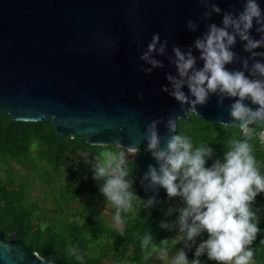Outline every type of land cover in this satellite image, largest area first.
<instances>
[{
    "label": "water",
    "instance_id": "1",
    "mask_svg": "<svg viewBox=\"0 0 264 264\" xmlns=\"http://www.w3.org/2000/svg\"><path fill=\"white\" fill-rule=\"evenodd\" d=\"M217 4L220 13L212 12ZM244 0H0V111L14 120L50 121L61 135H85L93 145L138 149L136 176L145 200L157 204L162 186H150L144 174L160 161L147 148L148 125L158 121L159 147L178 133L180 119L190 112L211 124H238L229 115L236 97L211 93L194 107L171 96L167 74L177 75L172 51H187L209 23H221L225 11L237 14ZM264 7V0H261ZM205 11L211 15L204 17ZM197 23L193 31L187 20ZM253 25L251 34L259 38ZM167 40L163 54L154 52L163 67L151 72L140 60L153 33ZM237 38V58L226 67L241 69L249 56ZM159 47V45H157ZM197 67L199 51L192 47ZM264 51V49H256ZM255 59H264L256 57ZM252 61H249L251 65ZM247 74V72H246ZM189 94L187 86H184ZM245 103L251 104L250 101ZM255 107V105H252ZM169 116L176 129L167 127ZM264 127V124L260 125ZM118 138L119 143H116ZM142 146V148L140 147ZM0 264H45L43 256L23 242L17 232L0 231Z\"/></svg>",
    "mask_w": 264,
    "mask_h": 264
},
{
    "label": "clouds",
    "instance_id": "2",
    "mask_svg": "<svg viewBox=\"0 0 264 264\" xmlns=\"http://www.w3.org/2000/svg\"><path fill=\"white\" fill-rule=\"evenodd\" d=\"M207 6L208 0H200ZM211 11L220 13L221 8L212 3ZM211 15L205 11L204 17ZM190 30L197 28L192 19L187 20ZM259 38L251 34L253 25ZM237 38L243 41V48L249 53L243 58L241 69H229L226 65L237 58L233 45ZM159 45V47H157ZM167 40L161 41L160 34L153 33L146 50L139 59L151 67L143 68L151 72L153 68L163 67L162 61L156 59L154 52L163 54ZM192 47L199 51L202 67H197V57ZM264 7L261 0H244L243 8L237 14L225 11L220 24L209 23L206 30L198 36L187 51L174 46L172 59L177 75L167 74L171 90L166 85L164 90L181 103L191 106L203 105L211 93L218 92L228 97H236L229 108V115L239 128L243 139L233 137L223 154V160L217 159L211 166H206V158L212 148L204 145L193 147L188 135L173 134L161 148L160 136L156 131L158 121L148 125L147 148L160 161L159 169L149 165L144 174L150 186L159 184L169 197L180 195L186 204L179 209L177 223L183 233L185 247L191 248L195 238L202 232L208 236L195 248L194 259L188 260L183 249L168 257V249L161 247L167 243L161 240L159 245L153 242L150 232L145 231L140 238V248L149 249V255L157 253L161 259H168V264H200L201 254L222 264H253L254 249L250 246L260 231L259 217L252 210L251 202L257 194L264 192V173H261L251 138L257 125L264 124ZM252 61L249 65V61ZM247 72V74H246ZM189 94H186L184 86ZM250 101L251 104L245 103ZM252 105H255L253 107ZM167 127L173 131L177 127L175 119L169 116ZM264 141V131L259 133ZM116 143H119L118 138ZM126 151L132 153L129 146ZM125 150L101 152L97 163L93 165V176L103 180L99 191L114 206L112 219L120 235H123L125 217L122 213L133 208L136 194L131 190L128 169L125 166ZM154 197H149L145 207L153 206ZM161 227H167L161 222ZM67 254L83 264L84 256L78 246L67 249ZM49 264L51 262L49 261Z\"/></svg>",
    "mask_w": 264,
    "mask_h": 264
},
{
    "label": "trees",
    "instance_id": "3",
    "mask_svg": "<svg viewBox=\"0 0 264 264\" xmlns=\"http://www.w3.org/2000/svg\"><path fill=\"white\" fill-rule=\"evenodd\" d=\"M189 120L180 119L178 123L179 135H188L192 138L193 147L204 145L212 148V153L206 158V166H211L217 159L223 160V154L229 147L233 138L243 139L238 126L224 124H211L194 112L189 113ZM255 132L251 138L254 154L257 158L261 173H264V148L259 142L260 125L254 126ZM116 147V146H115ZM142 148V146H140ZM112 145H93L86 142L85 135L72 138L70 135L59 134L55 126L48 120L25 121L14 120L11 115L0 111V160L26 161L27 163H47L67 174L66 182L60 189V196L64 202L76 198L86 191L94 195L104 196L99 187L103 180L93 176V162L103 150L112 149ZM118 150L122 148L118 147ZM128 176L131 181V190L140 198L137 213L125 217L124 233L110 231L109 235L122 250L129 248L135 253L149 255V249L140 248V238L145 231L150 232L153 242L159 245L161 240L167 243L161 247L169 249L171 243L177 238V217L179 209L186 206L180 195L169 197L162 188V195L157 204L145 207L146 201L142 195L140 183L136 176V165L128 163ZM43 181L45 174L38 173ZM63 188V189H62ZM27 181L16 183V172L9 165L5 170V177L0 178V231L5 238L12 232H17L20 239L33 250L39 252L45 259V264H81L67 249L78 246L84 256L83 264H101L95 257L89 255L90 240H84L83 232L89 230L92 223L89 215L84 213L73 214V220L61 222V228L54 227L53 221L41 216L42 207L37 201H27ZM252 210L259 217L256 239L250 245L254 249V258L257 264H264V192L257 194L251 202ZM165 222L167 227H161ZM96 240V239H95ZM208 264H222L209 259L206 252L201 254Z\"/></svg>",
    "mask_w": 264,
    "mask_h": 264
},
{
    "label": "rangeland",
    "instance_id": "4",
    "mask_svg": "<svg viewBox=\"0 0 264 264\" xmlns=\"http://www.w3.org/2000/svg\"><path fill=\"white\" fill-rule=\"evenodd\" d=\"M118 147L113 146L111 151H116ZM110 150V149H107ZM105 151V150H103ZM100 154L97 158H92L93 162L97 163ZM11 165L16 172V183L27 181L29 189L27 193V201H37L42 207L39 210L41 216H46V219L53 221L54 227L61 228L63 220L70 222L73 220V214L84 213L89 215L92 223L89 230L83 232L84 240L90 241L94 237V241H90L89 255L95 257L101 264H168V259H161L159 255L153 252L151 255H144L142 253H135L133 249H120V246L107 235L110 231H117L112 219L114 213V206L107 201L105 196L94 195L83 191L76 198L64 202L59 192L61 187L65 184L67 174L65 169L58 172L57 169L45 163H27L26 161H3L0 160V178L5 177V170ZM38 173L45 174V179L41 181ZM63 189V188H62ZM140 198L136 196L133 201V208L126 214L128 216L137 213V205ZM125 222L123 224L124 228ZM177 238L171 243L168 249V257L173 256L177 250L183 249L189 261L194 259V252L196 246L207 238V232H202L195 238V243L191 248L185 247L183 233L179 230L177 225ZM200 264H208L206 260L198 258ZM253 264H257V260L253 259Z\"/></svg>",
    "mask_w": 264,
    "mask_h": 264
},
{
    "label": "built area",
    "instance_id": "5",
    "mask_svg": "<svg viewBox=\"0 0 264 264\" xmlns=\"http://www.w3.org/2000/svg\"><path fill=\"white\" fill-rule=\"evenodd\" d=\"M261 131H264V127H262V126H261V129H260L259 133ZM259 142H260V144L264 148V141H261L260 136H259ZM126 149L127 148H122V150H125V160H126V164H128V163H134L135 162L136 153H137L138 149H135V151L132 152V153H128L126 151Z\"/></svg>",
    "mask_w": 264,
    "mask_h": 264
}]
</instances>
